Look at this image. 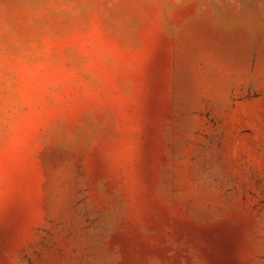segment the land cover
<instances>
[{"label":"rangeland","instance_id":"rangeland-1","mask_svg":"<svg viewBox=\"0 0 264 264\" xmlns=\"http://www.w3.org/2000/svg\"><path fill=\"white\" fill-rule=\"evenodd\" d=\"M0 264H264V0H0Z\"/></svg>","mask_w":264,"mask_h":264}]
</instances>
